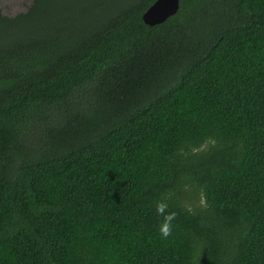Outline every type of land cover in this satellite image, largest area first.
<instances>
[{"label": "trees", "instance_id": "obj_1", "mask_svg": "<svg viewBox=\"0 0 264 264\" xmlns=\"http://www.w3.org/2000/svg\"><path fill=\"white\" fill-rule=\"evenodd\" d=\"M154 1L0 11V264H264V0Z\"/></svg>", "mask_w": 264, "mask_h": 264}, {"label": "water", "instance_id": "obj_2", "mask_svg": "<svg viewBox=\"0 0 264 264\" xmlns=\"http://www.w3.org/2000/svg\"><path fill=\"white\" fill-rule=\"evenodd\" d=\"M179 8V0H155L143 13L142 20L148 26H154L164 22L173 16Z\"/></svg>", "mask_w": 264, "mask_h": 264}, {"label": "rangeland", "instance_id": "obj_3", "mask_svg": "<svg viewBox=\"0 0 264 264\" xmlns=\"http://www.w3.org/2000/svg\"><path fill=\"white\" fill-rule=\"evenodd\" d=\"M32 0H0V11L4 15L13 16L19 12H25ZM196 204V201H193ZM191 208L192 206L189 205Z\"/></svg>", "mask_w": 264, "mask_h": 264}, {"label": "clouds", "instance_id": "obj_4", "mask_svg": "<svg viewBox=\"0 0 264 264\" xmlns=\"http://www.w3.org/2000/svg\"><path fill=\"white\" fill-rule=\"evenodd\" d=\"M166 207L167 204L165 202H158L156 204V211L158 213H162ZM174 216H175L174 212L167 213L164 216V223L160 226L159 231L165 237L168 236L169 234L170 222L172 221Z\"/></svg>", "mask_w": 264, "mask_h": 264}]
</instances>
